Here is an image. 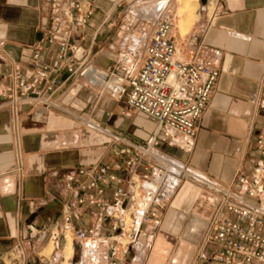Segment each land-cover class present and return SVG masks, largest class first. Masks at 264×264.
I'll return each instance as SVG.
<instances>
[{"label": "crops", "instance_id": "obj_1", "mask_svg": "<svg viewBox=\"0 0 264 264\" xmlns=\"http://www.w3.org/2000/svg\"><path fill=\"white\" fill-rule=\"evenodd\" d=\"M87 2L93 17L87 27L71 31V42L89 53L95 67L109 69L119 52L131 48V34L148 38L169 5L179 54L187 61L207 58L218 71L191 150L172 149L159 138L151 149L184 166L189 177L170 192L160 226L148 230L151 242L140 239L115 262L203 264L205 239L222 206L221 195L211 186L237 192V177L247 175L257 161L255 132L264 115V0H189L194 11L180 16L177 0ZM64 5L60 0L57 14ZM54 13L46 0H0V90L13 72L29 67L30 47L42 41ZM52 98L61 110L0 107V264H112L105 251L64 232V211L78 213L79 220L72 222L77 230L87 229V219L93 221L86 216V205L77 204L79 193L65 190V179L93 165L124 163L128 156H117L121 144H105L102 135L65 112L142 144L155 136L157 123L129 110L125 94L100 96L81 85L77 90L63 86ZM141 169L136 163L118 174L127 178Z\"/></svg>", "mask_w": 264, "mask_h": 264}, {"label": "built area", "instance_id": "obj_2", "mask_svg": "<svg viewBox=\"0 0 264 264\" xmlns=\"http://www.w3.org/2000/svg\"><path fill=\"white\" fill-rule=\"evenodd\" d=\"M55 12L43 30L42 41L31 45L29 67L15 71L0 90L3 105H40L61 110L53 98L65 86L77 90L84 85L100 96L125 94L129 110L140 112L157 123L155 136L142 144L108 133L90 121L67 115L102 135L105 144H121L117 156L124 163L97 164L78 175L69 174L65 190H76L78 205H86V230H77V212L64 211L62 225L77 242L106 252L112 264L125 258L140 239L152 240L149 229L161 224V213L170 203L169 194L189 171L171 157L151 149L158 138L176 150L190 151L201 115L210 100L218 71L207 58L185 60L173 37L174 15L165 6L154 29L130 35L131 48L118 53L117 61L104 70L91 62L88 52L71 42V31L90 23L89 2L46 0ZM54 52V53H53ZM255 132L257 161L251 171L236 179L237 192L211 186L222 197V206L212 221L200 255L203 264H256L264 261V115ZM139 157H146L140 159ZM141 163L139 173L121 178L119 171ZM74 187V188H73ZM109 195V196H108ZM232 217L227 219V217ZM105 228L104 235L99 230Z\"/></svg>", "mask_w": 264, "mask_h": 264}, {"label": "rangeland", "instance_id": "obj_3", "mask_svg": "<svg viewBox=\"0 0 264 264\" xmlns=\"http://www.w3.org/2000/svg\"><path fill=\"white\" fill-rule=\"evenodd\" d=\"M177 2L180 3V6H179V9L177 10V15L180 16L182 14H189V13H192L194 11V6H193V3L189 2V0H177ZM196 2V0H194V3ZM185 3V4H184ZM182 25L180 24L179 25V29L182 31ZM183 33V32H181ZM182 56V55H180Z\"/></svg>", "mask_w": 264, "mask_h": 264}, {"label": "bare ground", "instance_id": "obj_4", "mask_svg": "<svg viewBox=\"0 0 264 264\" xmlns=\"http://www.w3.org/2000/svg\"><path fill=\"white\" fill-rule=\"evenodd\" d=\"M187 1V0H186ZM185 4V3H184Z\"/></svg>", "mask_w": 264, "mask_h": 264}, {"label": "water", "instance_id": "obj_5", "mask_svg": "<svg viewBox=\"0 0 264 264\" xmlns=\"http://www.w3.org/2000/svg\"><path fill=\"white\" fill-rule=\"evenodd\" d=\"M204 2V1H203Z\"/></svg>", "mask_w": 264, "mask_h": 264}]
</instances>
